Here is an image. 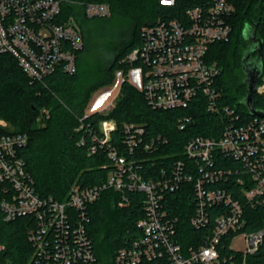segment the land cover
<instances>
[{
	"label": "built area",
	"instance_id": "2783aa9c",
	"mask_svg": "<svg viewBox=\"0 0 264 264\" xmlns=\"http://www.w3.org/2000/svg\"><path fill=\"white\" fill-rule=\"evenodd\" d=\"M160 2L172 6L176 0ZM82 5L87 18L111 15L107 3ZM234 13L229 0H205L188 8L181 18L161 19L145 27L142 43L121 61L130 64L126 75L118 72L121 84L129 80L152 108L187 109L201 100L222 119L219 136L189 139L186 160H175L158 178L145 179L140 174L147 157H127L108 146L114 168L105 181L88 187L75 184L63 200L42 196L20 155L28 134L8 132L7 121L0 117V189L4 193L0 207L6 220L32 216L36 221L30 234L33 264L95 261L88 210L107 189L119 191L125 202L131 192L145 194V215L137 222L141 234L118 250L115 264H226L219 249L222 238L244 226L245 206L264 203V118H243L224 103L217 86L221 67L209 57L214 43L229 41ZM84 45L75 18L62 17L60 0H0V54L16 58L33 81H43L57 71L75 73ZM111 92L105 93L102 102ZM256 93L264 96V73ZM191 119L181 116L180 128H186ZM116 129L115 120L103 119L101 137L93 134L90 153L108 145ZM124 131L126 149L132 154L139 149L153 153L167 142L161 135H147L146 128L134 122L124 124ZM184 185L194 194L192 227H213L202 242L188 247L177 236L179 217L170 212L167 197ZM241 234L245 256L258 250L264 239L263 230Z\"/></svg>",
	"mask_w": 264,
	"mask_h": 264
},
{
	"label": "trees",
	"instance_id": "16d2710c",
	"mask_svg": "<svg viewBox=\"0 0 264 264\" xmlns=\"http://www.w3.org/2000/svg\"><path fill=\"white\" fill-rule=\"evenodd\" d=\"M60 1L62 17L75 18L81 25L85 41L84 48L78 52L75 73L57 71L43 81H33L23 72L16 58L0 54V117L13 124L8 132L28 134V144L21 149L20 155L40 195L63 200L75 184L88 187L105 181L114 168L108 146L115 147L119 154L127 157H147L139 172L143 178L152 179L160 177L164 169L170 170L175 160H186L185 144L192 137L219 136L222 119L208 111L203 101L196 100L187 109H154L143 93L127 79L121 84L119 96L109 111H87L94 91L114 83L117 72L122 71L126 75L130 64L121 61L142 43L145 27L161 19L181 18L188 8L205 0H176L172 6L162 4L160 0ZM229 1L235 6L230 39L214 43L209 57L221 67L217 86L222 100L243 118L249 119L253 115L243 101L248 88L244 81L242 58L250 41L246 39L244 29L251 25L256 30V41L263 43L264 65V0ZM88 2L107 3L111 9L110 16L121 17L132 24L131 38L122 45L110 68H88L81 63L86 46L84 21L94 19L85 16L82 3ZM254 106L264 110L263 95L255 94ZM185 115L192 116V119L186 128L181 129L179 118ZM103 119L115 120L117 129L108 145L99 146L97 152L90 153V147L95 143L93 134L101 137L100 122ZM127 122L140 124L146 128L147 135H161L167 142L153 153L139 149L132 154L124 143V124ZM82 140L84 144H81ZM3 197L0 189V203ZM144 197L143 192L134 191L129 193L125 202L119 191L107 189L89 206V234L96 256L92 264H102L105 256H108V264H115L118 250L141 234L137 222L145 215ZM167 197L170 212L179 217L177 236L181 243L188 247L202 242L213 227L201 230L192 227L194 194L190 187L184 185ZM216 214H211L213 224ZM244 222L243 227L222 238L219 246L222 260H226V264H264V239L258 250L246 256L242 250L231 246L233 238L242 232L264 231V203L256 207L245 206ZM35 224L32 216L6 220L0 207V264H33L34 246L30 234Z\"/></svg>",
	"mask_w": 264,
	"mask_h": 264
},
{
	"label": "rangeland",
	"instance_id": "374dc122",
	"mask_svg": "<svg viewBox=\"0 0 264 264\" xmlns=\"http://www.w3.org/2000/svg\"><path fill=\"white\" fill-rule=\"evenodd\" d=\"M80 27L81 25L78 24ZM84 33L86 37L85 51L81 57V63L88 68H110L114 63L122 45L129 41L132 33V24L121 17L94 18L84 21ZM122 76L116 74L114 83L103 86L94 91L92 99L87 106L88 112H107L113 106L119 96ZM107 91H112L102 102ZM102 102V103H101ZM101 103V104H100ZM12 128L13 124L8 123ZM232 247L237 250L245 249L242 234H238L232 240ZM108 256L102 260V264H108Z\"/></svg>",
	"mask_w": 264,
	"mask_h": 264
},
{
	"label": "water",
	"instance_id": "95a60500",
	"mask_svg": "<svg viewBox=\"0 0 264 264\" xmlns=\"http://www.w3.org/2000/svg\"><path fill=\"white\" fill-rule=\"evenodd\" d=\"M244 35L250 43L245 49L242 58V69L245 74L244 81L248 88V93L243 101L247 105L251 115L264 118V110L257 109L254 106V97L258 89V83L264 73L262 57L263 43L256 41V30L251 25L245 27ZM256 52L257 54L254 55Z\"/></svg>",
	"mask_w": 264,
	"mask_h": 264
}]
</instances>
